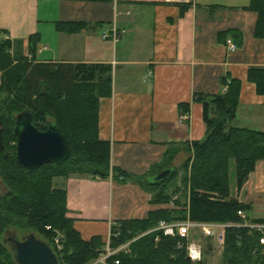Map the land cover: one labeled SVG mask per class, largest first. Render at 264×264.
I'll return each mask as SVG.
<instances>
[{"label":"crops","instance_id":"0c3cea01","mask_svg":"<svg viewBox=\"0 0 264 264\" xmlns=\"http://www.w3.org/2000/svg\"><path fill=\"white\" fill-rule=\"evenodd\" d=\"M250 2L0 0V30L14 61L112 67L111 94L99 98L98 136L110 142L111 165L135 180L122 182L111 173L64 178L67 216L83 240L100 237L105 245L113 225L169 208L152 201L147 183L164 168L177 171L187 148L204 139L203 105L195 95H223L238 83L230 125L264 132V94L248 79L249 69H264V38L254 35L258 14ZM61 24L66 30H58ZM113 29L123 34L103 37ZM185 113L189 118L181 122ZM263 190L264 159L231 196L249 204Z\"/></svg>","mask_w":264,"mask_h":264},{"label":"trees","instance_id":"16d2710c","mask_svg":"<svg viewBox=\"0 0 264 264\" xmlns=\"http://www.w3.org/2000/svg\"><path fill=\"white\" fill-rule=\"evenodd\" d=\"M249 7L258 14L254 35L264 38V0H251ZM64 26L66 24L57 25V28L63 31L66 30ZM75 30L77 27L67 28V31ZM10 47L0 30L1 70L9 63L8 59L14 60ZM17 62L7 72L3 71L0 85V93L4 90L15 93V99L3 103L8 115L3 114L0 106L2 143L8 155L5 158L0 152V175L7 187V192L0 194V264H17L13 251L6 248L2 239L8 228L34 233L51 247L60 264H102L93 262L100 255L104 242L100 237L88 241L81 238L73 227V219L67 216L66 190H52L51 177L80 173L106 178L111 173L122 182L135 180L111 165L110 142L100 140L98 136L99 98L111 94L112 67L106 64ZM248 79L255 83L258 94H264V69H249ZM234 84L232 82L223 95H195L193 98L203 105L206 135L203 140L192 143L193 157L183 163L186 170L190 167V175L183 181L189 183L186 212L191 221L239 223L237 212L249 213L251 210L249 204L231 196L229 165L231 160L234 161L236 188L240 190L257 162L264 159V132L230 125L238 101V83ZM181 106L185 110L189 107L188 104ZM26 110L33 115L39 130H45L50 122L56 124L67 139L73 155L71 159L61 164H44L35 170L25 168L17 161L16 145L9 146L10 141H17L13 133L16 121L13 114ZM47 117L53 119L48 124ZM176 172L166 180L174 177ZM166 180L147 183L153 192L154 203H168L169 196L154 193ZM173 214L174 211L161 208L151 212L147 219L113 225L112 232L117 233V237L111 238L113 247L135 238L126 253L116 255L121 264H193L175 249L174 239L160 236L156 231L142 235L160 221L173 220ZM254 220L264 222V217ZM58 232L62 236L59 252L53 243ZM257 243V234H249L244 228L227 229L223 264H264V254L254 252Z\"/></svg>","mask_w":264,"mask_h":264},{"label":"water","instance_id":"95a60500","mask_svg":"<svg viewBox=\"0 0 264 264\" xmlns=\"http://www.w3.org/2000/svg\"><path fill=\"white\" fill-rule=\"evenodd\" d=\"M13 133L17 139L16 159L29 170L48 163L61 164L73 156L66 137L56 124L50 122L45 130H39L33 115L27 110L17 114ZM0 152L5 158L8 157L2 143L1 120ZM174 171V168H164L153 177V182L166 180ZM4 241L13 251L17 264H60L51 247L34 233L22 238L13 234Z\"/></svg>","mask_w":264,"mask_h":264},{"label":"built area","instance_id":"2783aa9c","mask_svg":"<svg viewBox=\"0 0 264 264\" xmlns=\"http://www.w3.org/2000/svg\"><path fill=\"white\" fill-rule=\"evenodd\" d=\"M116 1V0H111ZM123 31H118L113 29L110 33L104 34V38H112L117 40ZM226 45L228 50L234 51L237 48L236 43L233 39L228 38L226 40ZM229 84V81L228 83ZM227 84L224 87V91L227 90ZM189 118L187 113L180 116V121L184 122ZM238 217L240 218L239 223H223V222H195L191 220L184 221H160L157 226L153 229L143 233L147 234L150 232H158L160 236L169 237L175 240V249L183 253L185 258L188 259L193 264H198L203 261V248L195 240V233L199 235L202 240H211L217 247H223L226 239V231L231 227L244 228L249 234H257V247L254 248V252L259 255L264 254V222H258L250 218V216L245 211H238ZM50 226H47L49 229ZM141 236V235H140ZM117 237V233L110 230L109 239L106 242V248L101 251L100 259H97L94 263L102 264H121L120 260L116 258V255L120 252H127L128 245L135 239H131L126 243L119 245L118 247H113L111 245V238ZM61 235H57L53 239V243L59 252L62 248L61 245ZM158 239V238H157ZM156 239V240H157Z\"/></svg>","mask_w":264,"mask_h":264},{"label":"rangeland","instance_id":"374dc122","mask_svg":"<svg viewBox=\"0 0 264 264\" xmlns=\"http://www.w3.org/2000/svg\"><path fill=\"white\" fill-rule=\"evenodd\" d=\"M1 61L2 60L0 59V64H1ZM8 61H9V63L2 70L0 69V85H2L3 71L7 72L8 68L19 63L17 61L11 60V59H8ZM4 63H5V61H4ZM7 99L8 100L15 99L14 91L9 92V91L4 90L0 93V106L3 109L4 115L9 114L6 107L3 106L4 101ZM13 115L17 116L16 113H14ZM51 120H53L51 117H47L46 124H48V122H50ZM14 145H16V142H14V141L9 142L10 147L13 148ZM186 153H187V155H186L185 159H184V157H181L178 160V161H180L179 162L180 164L178 165L176 175L174 177L166 180L163 184H160L157 188L158 191L154 192L155 195L160 194L162 196H166V195L169 196V200L167 203V205L169 206L168 209H170L171 211H174V214H173L174 219L169 221V222L189 220L188 214L186 212L187 206H188L189 183H188V181L186 183H184L183 178L186 175H188V176L190 175L189 174L190 167H188L189 169L186 170L183 167V163L187 158L192 159V157H193L192 147L187 148ZM167 166H169V165H167ZM255 168H256V166H255ZM0 170H2L1 162H0ZM64 178H66V177H59V176L51 177V189L52 190L63 189V188H61V185L63 183ZM229 183H230L231 194L233 196H236L237 193L239 192V190L236 189L235 164H234V161H232V160L230 161V165H229ZM6 192H7V187L4 184V182L2 181V178L0 175V194H5ZM244 194H246V193H244ZM152 198H153V195H152ZM253 198H255V201L250 200L251 202L249 204L252 203V204H257V206H259V205L262 206L261 210L263 211V213L261 212V210L253 207L249 211V216L250 217H257V216L262 217V215L264 214V190H263V192H258L256 195L253 196ZM183 212H185V213H183ZM13 234L17 235L19 238H22V237L26 236L28 233L26 234L25 231L8 228V229H6L2 239L8 238V237L12 236ZM57 235H61V233L58 232ZM195 235H196L195 240H197L198 243H200V245L203 248V261L201 264H223L224 246L223 247H217L216 245H214L212 243L211 240H202V239H200L199 235H197V233H195ZM37 238H38V236H37ZM5 245H6V248L9 250L8 243L5 242ZM105 245L103 248H101V250H104L106 248ZM100 257H101V255H99L97 259H100ZM87 264H90V263L88 262Z\"/></svg>","mask_w":264,"mask_h":264}]
</instances>
